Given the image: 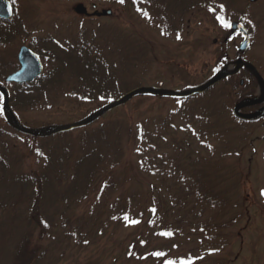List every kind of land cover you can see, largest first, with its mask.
Here are the masks:
<instances>
[{
    "label": "rangeland",
    "instance_id": "1",
    "mask_svg": "<svg viewBox=\"0 0 264 264\" xmlns=\"http://www.w3.org/2000/svg\"><path fill=\"white\" fill-rule=\"evenodd\" d=\"M186 1L15 0L28 36L0 45V61L13 72L25 43L44 74L14 90L12 111L41 130L80 122L132 90L201 86L240 57L243 40L217 17L245 24L242 58L264 78V0H208L177 20ZM78 5L112 16L77 15ZM247 76L252 96L239 95L240 77L187 99L140 95L39 141L9 126L0 98V264H22V246L27 264H264V120L233 116L240 99L257 96ZM197 173L209 176L215 200L194 188ZM39 179L45 228L31 216ZM177 202L187 208L174 213Z\"/></svg>",
    "mask_w": 264,
    "mask_h": 264
},
{
    "label": "water",
    "instance_id": "2",
    "mask_svg": "<svg viewBox=\"0 0 264 264\" xmlns=\"http://www.w3.org/2000/svg\"><path fill=\"white\" fill-rule=\"evenodd\" d=\"M255 1L256 0H250V2H255ZM74 12L77 15H87V9L85 8L84 5H78L75 8ZM0 16H2L1 13ZM94 16L110 17L112 16V11L104 10L102 12H96L94 13ZM231 31L236 32L243 38V42L240 45L238 52L240 54L245 53L250 46V37L248 31L240 23H234L231 26ZM20 64H21V70L16 74L12 75L7 80L8 83L9 82H16L20 84L28 83L42 76L43 74V65L39 57L36 56L27 48H24L22 50V54L20 57ZM242 69L249 71L257 80L259 85L258 96L257 98L247 99L243 103L237 104L234 108V115L237 119L244 121H254L264 118V108L252 114H244L241 112L245 108L260 106L264 104V79L262 78V76L259 74V72L256 70L254 66L244 62L243 59H238L235 63L226 66L221 72H219L216 76H214L212 79H210L201 86L187 89L181 92L161 90L155 88H140L129 92L128 94L117 100L116 102L106 105L105 107L101 108L100 110L96 111L95 113L91 114L89 117H87L86 119L80 122L66 126L45 128L42 130H30L22 126V124L18 121L17 117L15 116L14 112L10 107L9 92L5 88L0 86V94L3 97L4 116L6 118L7 123L11 127H13L17 132L29 137L46 138L59 133H67L73 130H77L89 126L94 121L105 115L106 113L124 106L132 99L140 95H153V96L172 98V99H184L192 96L202 95L211 88H213L214 86L218 85L223 80L238 74Z\"/></svg>",
    "mask_w": 264,
    "mask_h": 264
},
{
    "label": "flooded vegetation",
    "instance_id": "3",
    "mask_svg": "<svg viewBox=\"0 0 264 264\" xmlns=\"http://www.w3.org/2000/svg\"><path fill=\"white\" fill-rule=\"evenodd\" d=\"M207 2L208 0H187L184 4L183 10H181L180 12H174L177 17V20L179 18H182L184 13L191 12L190 10L193 11L195 7L207 4ZM0 3H1L0 13L2 15L0 16V45H4L8 43L10 44L12 41H14V39L20 36H28L27 25L24 21V16L22 13L21 15L19 14L18 6L15 0H0ZM170 4L171 2L169 3V5ZM221 6H223L222 3H221ZM84 16L90 17L91 15L87 14ZM168 28H169V25H168ZM24 48L29 49L32 53L36 54L41 59V55L40 53H38L37 50H34L33 48L31 49L29 45H26L25 43H23L20 45L19 50L17 52V62H18L17 64L18 65H17V68L13 72L10 69L12 65L11 63H5L4 61H0V86L5 88L9 92L10 103L12 102L15 89L28 90L32 86L38 84L43 78V76H41L31 82L23 83V84L16 83V82H9V83L7 82V80L12 75H14L15 73L21 70L20 57L22 54V50ZM12 54L13 53H11L10 56ZM5 56L3 57L2 55H0V57H3V58H5ZM11 59L14 61L13 55ZM233 62L231 63L229 62V63L232 64ZM238 75H236V77H238ZM0 98L2 99L1 95H0ZM263 107L264 105L258 106L255 108L244 109L242 111L243 113H246V114L254 113L258 110H261Z\"/></svg>",
    "mask_w": 264,
    "mask_h": 264
},
{
    "label": "trees",
    "instance_id": "4",
    "mask_svg": "<svg viewBox=\"0 0 264 264\" xmlns=\"http://www.w3.org/2000/svg\"><path fill=\"white\" fill-rule=\"evenodd\" d=\"M105 70H106V67L103 68V71H105ZM247 75H249V74H248V72H245V71H243L239 75L240 79L244 80V85L243 86L241 85V80H240L239 81V84H237V88L240 91V94L239 95H242V93L249 91L247 94H251V96H252L253 95V92H254V88H255V83H253L251 85L250 84L251 82L247 81V79H248V76ZM250 78H252V77L250 76ZM102 84H104V83L102 82ZM244 99L245 98H242L239 101H243ZM30 139L33 140V141H39L40 140V139H34V138H30ZM193 177H194L193 186H194V188L196 187V188L200 189L199 190V194L201 195V197H203V200H208V199L215 200L217 196H215V194L212 193L213 188L209 185V181H208L209 176L203 175L201 173H197V174H194ZM35 181H37V180L35 179ZM204 184L206 185V188H204ZM38 185L40 186V188L38 190L37 189L35 190V201H34V208L36 210H33L32 211L31 216L36 221V224L39 227L45 228L44 222L41 219V215L39 214L40 206H41L42 200L44 198V187H43L42 180L40 181V179H39ZM191 195H192V191H191ZM185 208H187V205L185 203H182L181 204L180 202H177V204H175L172 207L171 210L175 213V210H180V209L183 210ZM32 256L33 255H31L28 252V250L26 249V246H22L21 249H20V251L17 254L16 261L18 263L27 264V261L28 260L25 261V259L26 258H29L30 260H32L30 258Z\"/></svg>",
    "mask_w": 264,
    "mask_h": 264
},
{
    "label": "snow or ice",
    "instance_id": "5",
    "mask_svg": "<svg viewBox=\"0 0 264 264\" xmlns=\"http://www.w3.org/2000/svg\"><path fill=\"white\" fill-rule=\"evenodd\" d=\"M119 2H120L121 4H123V3L125 2V0H119ZM135 2H136V0H133V3H135ZM221 7H222V6H221ZM138 11H141V10L138 9ZM143 15H144L146 18H147V16H148L147 13H143ZM217 19L220 20L222 26H224V27H226V28H227V27H230V25H229L228 23H226V22L224 21L223 18H221V17H217ZM177 39H180L179 35L177 36ZM261 194L264 195V192H262ZM125 220L127 221L128 218L125 217ZM130 223H131V224H136L137 221H130ZM162 235L170 236L171 233H163ZM154 255H156V256H160V255H162V254H161V253H154ZM169 264H172V262L170 261Z\"/></svg>",
    "mask_w": 264,
    "mask_h": 264
}]
</instances>
